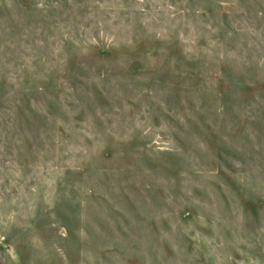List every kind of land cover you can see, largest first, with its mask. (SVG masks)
Wrapping results in <instances>:
<instances>
[{
	"label": "rangeland",
	"instance_id": "374dc122",
	"mask_svg": "<svg viewBox=\"0 0 264 264\" xmlns=\"http://www.w3.org/2000/svg\"><path fill=\"white\" fill-rule=\"evenodd\" d=\"M0 264H264V0H0Z\"/></svg>",
	"mask_w": 264,
	"mask_h": 264
}]
</instances>
